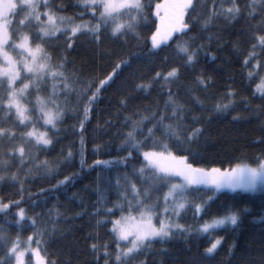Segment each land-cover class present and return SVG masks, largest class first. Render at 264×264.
I'll return each instance as SVG.
<instances>
[{"label": "trees", "instance_id": "1", "mask_svg": "<svg viewBox=\"0 0 264 264\" xmlns=\"http://www.w3.org/2000/svg\"><path fill=\"white\" fill-rule=\"evenodd\" d=\"M48 2L53 10L60 9L57 14L81 22L77 0ZM143 2L144 11L135 30L124 36L114 37L110 30L103 29L99 40L91 33L78 34L72 38L71 48L66 46L67 38L63 36L45 41L53 62L65 58L66 73L70 76L74 73V80L78 78L77 90L69 89L64 106L62 101L63 118L56 130L48 132L52 144L47 147L25 144L24 166H20L17 154L7 171L0 169L3 177L0 200H20L26 214L37 220L35 228L28 220L17 224L13 207L0 213V232L9 239L19 235L22 242L39 229L44 233L40 246L54 264H105L104 249L94 253L93 243L107 244L109 264H114L116 243L110 221L118 218L119 211L110 216L105 210L113 207L121 192L126 193L128 201L135 200L129 181L143 193L150 175L140 176L143 157L125 142L131 120L148 117L137 128V139L144 140L147 129L152 128L153 140L167 142L175 154L187 155L195 167L227 168L238 158L250 162L264 157V97L255 90L258 76L249 77L253 62L244 64L253 33L264 32V6L258 4L257 15L251 18L247 15L249 0H237L242 9L237 19L229 21L220 15L205 28L203 19L213 5L226 9L231 0H194L195 9H189L185 16L191 27L181 41L199 50L195 62L188 65L182 54L177 53L175 37L159 49L151 48L149 37L157 28L153 10L159 0ZM83 19L88 21L90 14L85 13ZM32 36L35 39L36 34ZM257 58L264 60L259 49ZM120 59L130 63L115 69L116 75L101 89L81 129L84 100L77 94L79 84L103 79L113 72ZM172 67L179 70L175 80L153 81L157 71L167 72ZM197 76L209 81L207 87L196 83ZM149 82L151 87L146 89L136 87ZM169 92L183 106L182 119L172 116ZM229 92L233 93L231 106L227 111L217 112L215 104L228 103ZM122 98L126 99L124 105L120 103ZM161 115L163 124L158 123ZM169 123L180 124V140L167 132L165 125ZM193 127L202 128L203 134L188 143L183 135ZM19 143L18 139L11 146ZM151 144L152 141L147 142L148 147ZM98 160L110 163L98 165ZM44 161L52 166L51 172L42 167ZM37 165H41L39 170ZM13 173L16 180L11 178ZM65 176L71 177V181L57 186ZM155 193L161 195V191ZM152 200V196L147 198V202ZM122 202L127 208V201ZM226 209L239 211L238 226H224L199 235L190 230L188 222L184 223L189 231L152 241L129 264H264V192H218L205 207L201 219L210 220ZM216 238L221 239V244L209 255L205 249Z\"/></svg>", "mask_w": 264, "mask_h": 264}, {"label": "snow or ice", "instance_id": "2", "mask_svg": "<svg viewBox=\"0 0 264 264\" xmlns=\"http://www.w3.org/2000/svg\"><path fill=\"white\" fill-rule=\"evenodd\" d=\"M78 3L81 8L80 23H76L73 18L58 15L60 9L53 10L48 0H0V145H3V148H0V169L4 171L8 170L13 157H17V154L20 166H24L25 144H34L36 147H47L52 144L53 141L48 132L57 129L58 123L64 115V108L59 102L57 93L59 91L67 95L69 89L77 90L78 78L74 80V73L72 76L66 73L65 58L60 57L58 62H53L51 54L46 50L45 41L60 39L63 36L67 38L66 46L71 48L72 38L78 34L91 33L94 39L99 40L103 29L110 30L114 37L124 36L135 30L136 22L144 10L141 0H78ZM258 4L264 6V0H249L247 4L249 17L255 18ZM155 9L157 16H160L161 9H163L164 15L160 18V25L149 37L151 48L159 49L161 45H167L175 37L177 53L182 54L181 58L186 64H193L199 49L190 47L187 41H181V37L186 36L190 30L191 25L185 20V16L189 9H195L194 0H165L163 4L157 3ZM241 11L237 0H231L230 6L226 9L223 5L217 9L214 4L208 16L203 19V27L206 28L220 15L226 20H235L241 15ZM85 13L90 14L88 21L83 19ZM33 29L36 30L35 39L32 36ZM257 49L264 53V32L253 33L250 49L244 59L246 66L251 61H255L252 65L253 69L260 67ZM129 63V60L120 59L114 66L113 72L107 74L103 79L98 82L79 84L77 94L84 100L81 129L89 118L91 108L97 101L101 89L108 85L116 75L115 69ZM178 71L177 67H172L167 72L157 71L153 81L162 78L165 83H168L178 77ZM253 75L254 72H249V77ZM49 80L52 81L51 92L42 87ZM57 83L63 85L59 90L56 86ZM196 83L207 87L209 81L203 76H197ZM136 87L146 89L151 87V82L139 83ZM256 91L264 97V78H261L260 83L256 85ZM42 92L46 94L41 95ZM32 96H34V101L29 99ZM232 96L233 93L229 92L228 103L217 102L215 110L217 112L227 111L231 106ZM120 103L121 105L126 104V99L122 98ZM169 103L173 105L172 116L182 119L183 106L173 99L171 92H169ZM29 105H31V109ZM152 115L155 119L156 114ZM237 118L234 117V119ZM145 119L148 117L131 120V130L126 134L125 142L130 146V149L134 148L142 155L144 163L138 171L141 177L146 173L150 174L148 181L145 182L148 187L144 188L141 193L137 185L129 181L136 200L135 206L132 201L127 200L126 193L121 192L113 207L105 210L106 215L110 216H116V210L119 211L118 218L110 221V231L116 243L114 264H129L152 241L157 239L162 241L174 235L175 232L189 231L183 225L174 222L168 213L171 209L173 215L179 216L180 211L186 207L187 194L191 186L203 185L213 193L225 189L232 192L238 189L255 191L258 186L264 187V157H257L250 162L238 158L234 164L230 162L227 168L195 167L193 163L189 162L187 155L175 154L167 142L153 140L152 128L147 129L148 135L144 140L137 139L136 130ZM197 119V117H193V120ZM41 121L42 127H44L43 131L35 126ZM163 121L164 116L161 115L158 123L163 124ZM29 123L32 124V127L27 130ZM165 127L172 137L177 140L181 139L182 130L179 123L175 125L169 123ZM202 134V128L193 127L186 135H183V139L191 143ZM18 139L20 143L14 147L11 146ZM148 141H152L150 147L147 146ZM81 147H83V140H81ZM130 155L131 151H129ZM71 156L72 153L69 151L68 158ZM81 163L83 164V159ZM108 163L110 162L96 161L98 165ZM253 164L255 166H252ZM40 167L41 165H37L36 169L39 170ZM42 167L47 172L53 170L47 161L43 162ZM11 178L16 180V173H13ZM0 179L3 177L0 176ZM71 179V177L65 176L63 180L58 181L57 186L68 184ZM174 179L176 182H173ZM117 183L119 184V181ZM165 188L166 191L163 190ZM152 191H162L164 202L162 206L164 215L155 222L154 218L157 216L158 210L161 209L159 204L161 197L157 198L155 204L148 203L147 198L150 197ZM212 198L211 195L208 197L209 200ZM122 201H127V208L124 207ZM13 207L15 208L13 215L18 217L17 224L28 220L35 228L36 218L26 214L27 210L21 206L20 200L8 202L0 200V213H6ZM194 207L196 212L200 213L204 202L197 203ZM239 221V211L226 209L224 213L201 224L198 231L207 233L227 225L238 226ZM98 223L100 222L98 221ZM43 234L37 229L33 235L27 237L22 247L19 235L9 239L6 234L0 232V249H3V254L0 255V264H25L26 254H30L29 259L34 261V264H54L47 259L44 249L40 246ZM220 244L221 239L216 238L210 243V247L205 249V252L209 255L213 254ZM101 248L104 249L105 264H109L108 245L98 246L96 243L91 245L94 253H99Z\"/></svg>", "mask_w": 264, "mask_h": 264}, {"label": "rangeland", "instance_id": "3", "mask_svg": "<svg viewBox=\"0 0 264 264\" xmlns=\"http://www.w3.org/2000/svg\"><path fill=\"white\" fill-rule=\"evenodd\" d=\"M77 2H78V0H77ZM141 2L143 3V5H144V2H143V0H141ZM165 2V0H159V2H157V3H161V4H163ZM156 3V4H157ZM79 4V3H78ZM155 4V5H156ZM42 11H43V9H41ZM144 11V10H143ZM155 12H156V9H155V6H154V10H153V14L155 15V17H156V21H157V26H159L160 25V18L161 17H163V15H164V11H163V9H161L160 10V16H157L156 14H155ZM59 15V14H58ZM66 17V16H65ZM34 23V22H33ZM77 23V22H76ZM32 33H34V34H36V30L35 29H33L32 30ZM253 63L251 64V72H254V75H257L258 76V82H257V84H259L260 83V81H261V78H264V60H259V64H260V67H259V69H253V67H252V65L255 63V61H252ZM256 84V85H257ZM57 89L59 90L60 88H62L63 87V85L62 84H60V83H57ZM42 87L43 88H47L48 89V91L49 92H51V90H52V81L51 80H49V82L47 83V84H45V85H42ZM255 90H256V88H255ZM31 91V90H30ZM257 92V91H256ZM68 93H69V90L67 91V95H68ZM258 94H260L259 92H257ZM46 93H41V95H45ZM58 96H59V102L61 103V106H62V101H63V106H64V97L65 96H67V95H65L64 93H61V92H59L58 91ZM29 99H32L33 101H34V96H32V97H29ZM29 108L31 109V105H29ZM33 120H35V117H33ZM27 123V122H26ZM39 130L41 129V131L42 130H44V127H42V121L41 122H39V123H37L36 125H35ZM31 127H32V124L31 123H29V127H28V130H30L31 129ZM148 178H149V176H148ZM173 182H176V180L174 179V181ZM158 186V185H157ZM148 187V186H147ZM164 191H166L167 189L165 188V189H163ZM221 191H227V192H232V191H230V190H221ZM220 191V192H221ZM237 191H242V192H264V187H260V186H258L257 188H256V190L255 191H243V190H240V189H238ZM156 191H152L151 192V194L152 195H150V196H152L153 197V200L150 202H148V203H150V204H155L156 202H157V198L158 197H161V199H159V204L161 205V209L160 210H158V212H157V216L154 218V222L158 219V218H160V217H162L163 215H164V213L162 212V206H163V199H162V191H161V195H157L156 193H155ZM218 192H216V193H213V191L212 190H210L208 187H206V186H203V185H196V186H191L190 188H189V190H188V194H187V202H186V207L184 208V209H182L181 211H180V214H179V216H175V215H173L172 214V212H171V209L169 210V213H168V215L172 218V220L174 221V222H176V223H179V224H181V225H183L186 229H187V227L185 226V224L184 223H187L188 222V224H189V228H190V230H193V232L194 231H196L195 233L196 234H199V235H204V234H207V233H209V232H207V233H203V232H200V231H198V229L200 228V226H201V224H203L204 222H206V221H210V220H206V219H201V215H202V213H203V211H204V209H205V207L207 206V204L210 202V200L208 199V197L211 195L213 198L215 197V195L217 194ZM154 194V195H153ZM134 197V196H133ZM212 198V199H213ZM129 201H132V203H133V206H135V204H136V200H132V198H130L129 199ZM201 202H204V207H203V209H202V211L200 212V213H197L196 212V210H195V204H197V203H201ZM128 206V205H127ZM135 214V213H134ZM227 226H231V225H227ZM224 227V226H223ZM219 228H221V227H219ZM216 229H218V228H216ZM215 229V230H216ZM212 231H214V230H212ZM212 231H210V232H212ZM175 233H177V232H175ZM27 239H25V240H23L22 241V247H23V243L26 241ZM121 244H123V242H121ZM33 247H35V245H33ZM29 255L30 254H26V256H25V264H34V261H32V260H30L29 259Z\"/></svg>", "mask_w": 264, "mask_h": 264}]
</instances>
